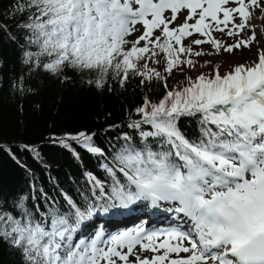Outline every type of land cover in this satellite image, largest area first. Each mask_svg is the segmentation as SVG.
<instances>
[{"label": "snow or ice", "instance_id": "6c2138e0", "mask_svg": "<svg viewBox=\"0 0 264 264\" xmlns=\"http://www.w3.org/2000/svg\"><path fill=\"white\" fill-rule=\"evenodd\" d=\"M258 14L264 19V0H11L0 15L16 20L22 43L8 38L29 72L63 82L70 70L109 92L139 78L138 86L159 82L164 91L143 97L138 119L123 125L130 131H118L107 150L96 133L60 139L77 159L68 141L99 157L105 179L86 172L79 200L63 193L58 205L43 194V210L35 197L4 199L0 248L19 264H264V47L223 75L219 64L194 59L251 51L261 43L251 23ZM175 72L184 79L170 85ZM142 202L167 205L174 223L116 233L94 223Z\"/></svg>", "mask_w": 264, "mask_h": 264}, {"label": "trees", "instance_id": "16d2710c", "mask_svg": "<svg viewBox=\"0 0 264 264\" xmlns=\"http://www.w3.org/2000/svg\"><path fill=\"white\" fill-rule=\"evenodd\" d=\"M10 3L0 0V14L9 9ZM0 24L8 29L7 35L0 33V202L27 196L30 199L26 204H31L35 197L43 210V194L58 205L64 202L63 193L79 200V193L88 188L86 172L105 179L100 158L68 141L79 153L77 159L58 141L81 131L96 133V144L107 150L118 131H130L123 125L138 119L134 109L145 95L154 101L162 96V84L153 82L150 89L140 87L139 78H135L124 87L114 83L109 92L95 89L86 83L90 77L70 70L69 79L63 82L39 69L29 72L22 63L20 47L8 38L16 37L22 43V33L14 29L16 20L0 15ZM150 67L163 73L161 65ZM232 67L224 69L222 75ZM201 71L211 70L201 67L188 70L187 75L194 78ZM183 79L175 72L169 84L176 85ZM112 125L121 127L109 130ZM7 148L15 159L4 150ZM19 260L11 249L0 248V264H19Z\"/></svg>", "mask_w": 264, "mask_h": 264}, {"label": "rangeland", "instance_id": "374dc122", "mask_svg": "<svg viewBox=\"0 0 264 264\" xmlns=\"http://www.w3.org/2000/svg\"><path fill=\"white\" fill-rule=\"evenodd\" d=\"M251 23L256 26L255 30H256L258 39L261 41V43H263L264 42V19H261L259 14H258L256 16V18H254V20L251 21ZM248 34L249 33L246 30V32L244 34H242V38ZM214 35H216L217 38L224 40L227 44H232L237 39V37H228V36H224L220 33H214ZM186 43H187V41H186ZM261 43L254 44L251 51H249L248 49H240V50H236L232 54H228V53L223 52V50H221V53L219 55L203 56V57H199L197 59L199 61H203V62H205L206 60H210V61H212V64H219L221 66L220 71L222 74L223 70L228 68V67L234 66L235 64H239V63L249 62V61L255 59L256 57H255V52L253 51V48L254 47H258V48L262 47ZM197 47H198V50L202 49L205 52L212 51V49L209 45H201V46H197ZM211 67H212V65H208V68L210 70H211ZM145 203L148 204V202H145ZM162 206H164V204ZM137 224H140V223H137ZM153 228H154V226H153ZM153 228H151V229H153Z\"/></svg>", "mask_w": 264, "mask_h": 264}, {"label": "bare ground", "instance_id": "6f19581e", "mask_svg": "<svg viewBox=\"0 0 264 264\" xmlns=\"http://www.w3.org/2000/svg\"><path fill=\"white\" fill-rule=\"evenodd\" d=\"M254 20V19H253ZM262 31V30H261ZM263 42V41H262ZM262 44V47H264V42L261 43ZM258 47H254L253 48V51L255 52L256 49ZM148 207L147 209H144L146 211V215H150L153 218H157V219H162V220H168L169 222L172 220V222L174 223V220H173V214L170 213V212H167V210L165 211L162 206H160L159 208H153L150 203L148 202ZM163 205V204H162ZM164 207V206H163ZM135 210H137L136 208L132 209L131 211H129V213H133ZM139 212V211H138ZM138 212H136L135 215L137 216H142V214H138ZM117 213H120V212H117ZM128 213V212H127ZM115 214V213H114ZM118 219V218H116ZM115 218L114 220L117 221ZM151 224H150V227L148 228L149 230H152L151 228H153V225H152V221H150Z\"/></svg>", "mask_w": 264, "mask_h": 264}]
</instances>
